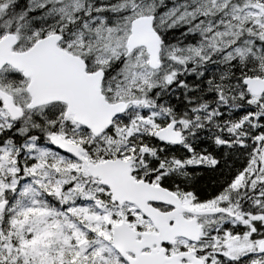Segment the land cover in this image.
<instances>
[{"label":"snow or ice","instance_id":"obj_1","mask_svg":"<svg viewBox=\"0 0 264 264\" xmlns=\"http://www.w3.org/2000/svg\"><path fill=\"white\" fill-rule=\"evenodd\" d=\"M0 264H264V0H0Z\"/></svg>","mask_w":264,"mask_h":264}]
</instances>
